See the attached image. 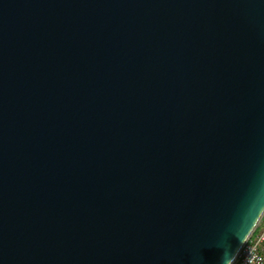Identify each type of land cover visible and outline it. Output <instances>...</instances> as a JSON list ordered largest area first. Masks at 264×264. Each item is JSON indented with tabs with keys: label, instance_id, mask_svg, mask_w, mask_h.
Segmentation results:
<instances>
[{
	"label": "water",
	"instance_id": "water-1",
	"mask_svg": "<svg viewBox=\"0 0 264 264\" xmlns=\"http://www.w3.org/2000/svg\"><path fill=\"white\" fill-rule=\"evenodd\" d=\"M264 218V0H0V264H232Z\"/></svg>",
	"mask_w": 264,
	"mask_h": 264
},
{
	"label": "built area",
	"instance_id": "built-area-1",
	"mask_svg": "<svg viewBox=\"0 0 264 264\" xmlns=\"http://www.w3.org/2000/svg\"><path fill=\"white\" fill-rule=\"evenodd\" d=\"M259 227L232 264H264V221Z\"/></svg>",
	"mask_w": 264,
	"mask_h": 264
},
{
	"label": "trees",
	"instance_id": "trees-1",
	"mask_svg": "<svg viewBox=\"0 0 264 264\" xmlns=\"http://www.w3.org/2000/svg\"><path fill=\"white\" fill-rule=\"evenodd\" d=\"M263 221H264V218H263L262 222H263ZM259 228H260V227H259ZM259 228H258V229H259ZM258 229L256 230V232L258 231ZM256 232H255V233H256Z\"/></svg>",
	"mask_w": 264,
	"mask_h": 264
},
{
	"label": "crops",
	"instance_id": "crops-1",
	"mask_svg": "<svg viewBox=\"0 0 264 264\" xmlns=\"http://www.w3.org/2000/svg\"><path fill=\"white\" fill-rule=\"evenodd\" d=\"M264 252V251H263Z\"/></svg>",
	"mask_w": 264,
	"mask_h": 264
}]
</instances>
